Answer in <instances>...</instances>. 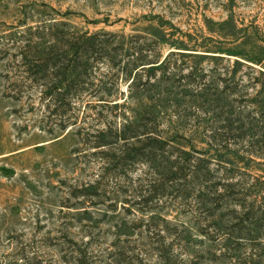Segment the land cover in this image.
I'll return each mask as SVG.
<instances>
[{"label":"rangeland","instance_id":"1","mask_svg":"<svg viewBox=\"0 0 264 264\" xmlns=\"http://www.w3.org/2000/svg\"><path fill=\"white\" fill-rule=\"evenodd\" d=\"M52 23L142 35L163 66L60 130L15 89ZM0 264H264V0H0Z\"/></svg>","mask_w":264,"mask_h":264},{"label":"trees","instance_id":"2","mask_svg":"<svg viewBox=\"0 0 264 264\" xmlns=\"http://www.w3.org/2000/svg\"><path fill=\"white\" fill-rule=\"evenodd\" d=\"M66 25L52 23L43 29L30 30L24 47L13 54L17 61L14 72L21 79L16 80L15 89L20 91L21 82L25 81L29 96L34 93L39 107L59 117L60 130L75 126L80 120L79 113L87 109L103 107L115 113L126 101L125 94L119 91L120 80H130L128 88L132 90L143 73L152 75L163 66L159 50L147 53L146 37L142 35L136 36L143 39L141 42H133V37L127 40L123 33L70 30ZM71 113L75 115L70 116ZM142 121L143 118L140 122L123 120L121 130L125 133L131 125L138 128ZM151 132L141 130L122 134V138L162 141Z\"/></svg>","mask_w":264,"mask_h":264}]
</instances>
